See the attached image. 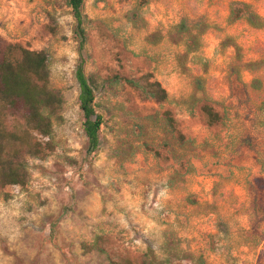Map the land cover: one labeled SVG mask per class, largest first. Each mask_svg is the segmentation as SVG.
<instances>
[{"label": "rangeland", "instance_id": "1", "mask_svg": "<svg viewBox=\"0 0 264 264\" xmlns=\"http://www.w3.org/2000/svg\"><path fill=\"white\" fill-rule=\"evenodd\" d=\"M234 2L264 20V0L84 1L104 118L89 155L68 0H0V38L45 51L64 99L29 182L0 185V264H264V28L231 22ZM144 76L168 103L126 83Z\"/></svg>", "mask_w": 264, "mask_h": 264}, {"label": "trees", "instance_id": "2", "mask_svg": "<svg viewBox=\"0 0 264 264\" xmlns=\"http://www.w3.org/2000/svg\"><path fill=\"white\" fill-rule=\"evenodd\" d=\"M85 0H68L77 21V34L80 39V62L76 78L80 86V106L84 114V132L88 140V154L92 155L100 147V130L104 118L96 111L97 81L85 74L83 52L87 42L84 29L85 17L82 7ZM250 6L241 2L231 5V22L243 19L253 28H264V20ZM146 101L163 105L169 102V94L151 76L138 80H126ZM260 89L258 82H253ZM253 84V85H254ZM259 84V85H258ZM201 85H199V89ZM64 99L60 91L50 87L49 58L45 51H31L16 44H8L0 38V185L25 186L29 182L27 158L44 156L42 145L33 142V133L44 138H52V119L62 110ZM211 124L218 122L219 116L208 105L202 108ZM14 118L21 124L20 132L10 131L7 119ZM167 126L178 134L179 140L185 138L176 129L173 118L166 114ZM264 219V216H263ZM201 264L204 262L201 261Z\"/></svg>", "mask_w": 264, "mask_h": 264}]
</instances>
